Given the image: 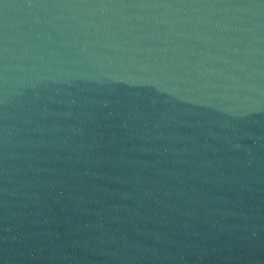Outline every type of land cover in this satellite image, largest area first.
<instances>
[{"label": "water", "instance_id": "95a60500", "mask_svg": "<svg viewBox=\"0 0 264 264\" xmlns=\"http://www.w3.org/2000/svg\"><path fill=\"white\" fill-rule=\"evenodd\" d=\"M0 264H264V0H0Z\"/></svg>", "mask_w": 264, "mask_h": 264}]
</instances>
